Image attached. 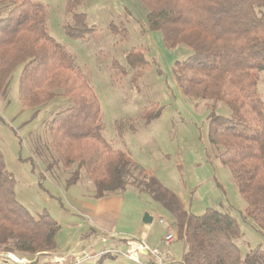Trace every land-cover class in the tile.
<instances>
[{
	"label": "rangeland",
	"instance_id": "1",
	"mask_svg": "<svg viewBox=\"0 0 264 264\" xmlns=\"http://www.w3.org/2000/svg\"><path fill=\"white\" fill-rule=\"evenodd\" d=\"M32 1L45 6L50 36L71 52L75 65L88 77L101 106L102 135L114 150L132 158L134 177H156L195 216L204 215L208 209L230 214L242 231L236 243L242 254L256 251L264 259V233L247 215L248 203L220 157L225 149L209 139L213 104L185 97L176 82V63L184 62L192 52L184 46L170 49L165 45L162 33L149 28L148 8L141 0ZM8 11L7 3L0 2V18ZM79 14L85 15L90 31L81 39H72L65 25H73L74 16ZM130 53L142 56L146 64L130 67ZM22 71L23 66L16 68L7 94L0 93V153L6 170L15 179L17 201L35 219L48 212L58 222L53 253L65 254L83 242L86 259L82 264H99L104 254L109 255L101 264H136L125 257L123 239L136 233L144 224L145 214L150 213L153 222L148 226V245L168 250L174 264H180L187 250L185 243L176 241L165 246L163 240L168 232L178 234L175 219L133 186L119 194L125 204L116 238L91 232L79 214L81 202L94 199L91 174L84 168L81 182L67 187L79 162L66 166L59 159L49 128L53 117L73 103L59 90L51 102L35 108L25 106L20 97ZM258 89L264 100V72L259 75ZM158 110L160 116L147 123L145 114L153 115ZM216 112L228 116L230 110L221 103ZM70 253L68 262L74 260ZM8 254L24 264L50 260V254L21 255L2 250L0 259Z\"/></svg>",
	"mask_w": 264,
	"mask_h": 264
},
{
	"label": "trees",
	"instance_id": "2",
	"mask_svg": "<svg viewBox=\"0 0 264 264\" xmlns=\"http://www.w3.org/2000/svg\"><path fill=\"white\" fill-rule=\"evenodd\" d=\"M141 1L148 8L149 28L162 33L165 45L192 52L176 63V82L185 97L212 102L210 142L225 149L220 157L248 203L247 215L264 233V100L258 89L264 72V0ZM0 2L9 6L0 18V93L7 94L12 73L23 66L20 97L25 106L51 102L59 90L73 103L49 125L59 159L66 166L79 162L67 187L80 183L86 168L96 199L122 194L129 186L149 195L175 219L178 241L187 248L180 264H264L256 251L242 254L236 244L242 231L230 214L208 209L195 216L156 177L137 180L132 158L114 150L103 137L100 102L71 52L50 36L45 6L32 0ZM74 19L73 25H65L66 34L81 39L90 28L85 15ZM127 61L135 69L146 64L133 53ZM221 103L230 110L228 116L216 112ZM148 114L147 123L157 119L161 110ZM59 230L48 212L35 219L17 201L15 179L0 153V250L53 253ZM108 255H102L99 264Z\"/></svg>",
	"mask_w": 264,
	"mask_h": 264
},
{
	"label": "crops",
	"instance_id": "3",
	"mask_svg": "<svg viewBox=\"0 0 264 264\" xmlns=\"http://www.w3.org/2000/svg\"><path fill=\"white\" fill-rule=\"evenodd\" d=\"M73 200H76L73 198ZM77 202H80L79 200H76ZM125 204V199L123 195H110L105 198L96 199L94 197L91 201H82L81 206L79 209V214L81 218H83L85 221L88 222L89 227L91 229V232L99 237L104 238V236H108L110 238H116L117 234V228L119 224V218L121 213L123 212ZM187 210V209H186ZM150 216H152L150 213H148ZM149 225L142 224L138 227L136 233L128 234L124 237L125 246H126V252L129 250L128 242L132 239L140 240L144 237L145 242H148V230ZM169 233V232H168ZM148 244V243H147ZM83 242H79L76 244L72 249H68L65 254H58L53 253L48 258V262H43L42 264H78L76 261L68 262V257L71 253V251L75 252L76 254H79L81 256L82 263L85 262V250L84 249ZM156 249H161L165 254L167 258V264H174L175 259L173 257V254L169 252L166 249L154 247ZM147 260L148 258H143ZM81 263V264H82Z\"/></svg>",
	"mask_w": 264,
	"mask_h": 264
},
{
	"label": "built area",
	"instance_id": "4",
	"mask_svg": "<svg viewBox=\"0 0 264 264\" xmlns=\"http://www.w3.org/2000/svg\"><path fill=\"white\" fill-rule=\"evenodd\" d=\"M164 222L161 220L160 224ZM165 246L178 241L177 233L171 231L163 238ZM129 250L126 252L125 257L136 264H167L166 254L156 248H151L146 242L144 237L140 240L132 239L128 242ZM1 256V255H0ZM76 263L81 264V256L74 251L72 255ZM148 258L147 260L143 258ZM1 264H24L23 261L17 259L14 255H4L0 259Z\"/></svg>",
	"mask_w": 264,
	"mask_h": 264
},
{
	"label": "water",
	"instance_id": "5",
	"mask_svg": "<svg viewBox=\"0 0 264 264\" xmlns=\"http://www.w3.org/2000/svg\"><path fill=\"white\" fill-rule=\"evenodd\" d=\"M152 222H153V217L150 216L148 213L145 214L144 219H143V223L145 225H150Z\"/></svg>",
	"mask_w": 264,
	"mask_h": 264
}]
</instances>
